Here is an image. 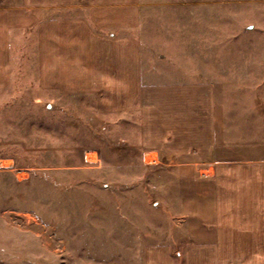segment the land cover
I'll return each instance as SVG.
<instances>
[{
	"label": "rangeland",
	"instance_id": "obj_1",
	"mask_svg": "<svg viewBox=\"0 0 264 264\" xmlns=\"http://www.w3.org/2000/svg\"><path fill=\"white\" fill-rule=\"evenodd\" d=\"M137 4L149 65L166 81L211 86L228 148H261L264 0ZM31 34L0 93V264H215L209 248L187 251L175 162L145 159L133 115L41 91Z\"/></svg>",
	"mask_w": 264,
	"mask_h": 264
},
{
	"label": "crops",
	"instance_id": "obj_2",
	"mask_svg": "<svg viewBox=\"0 0 264 264\" xmlns=\"http://www.w3.org/2000/svg\"><path fill=\"white\" fill-rule=\"evenodd\" d=\"M139 25L137 0H0V93L11 89L16 47L33 33L41 91L94 95L100 113L133 115L145 159L175 162L187 251L209 248L215 264H264V145L228 148L211 86L157 74Z\"/></svg>",
	"mask_w": 264,
	"mask_h": 264
},
{
	"label": "water",
	"instance_id": "obj_3",
	"mask_svg": "<svg viewBox=\"0 0 264 264\" xmlns=\"http://www.w3.org/2000/svg\"><path fill=\"white\" fill-rule=\"evenodd\" d=\"M50 106L48 105V108H49Z\"/></svg>",
	"mask_w": 264,
	"mask_h": 264
},
{
	"label": "bare ground",
	"instance_id": "obj_4",
	"mask_svg": "<svg viewBox=\"0 0 264 264\" xmlns=\"http://www.w3.org/2000/svg\"><path fill=\"white\" fill-rule=\"evenodd\" d=\"M149 161V160H148Z\"/></svg>",
	"mask_w": 264,
	"mask_h": 264
}]
</instances>
